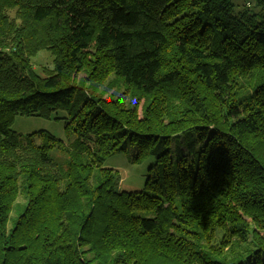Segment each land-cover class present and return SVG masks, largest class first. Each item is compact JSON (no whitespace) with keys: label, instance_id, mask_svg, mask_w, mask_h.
Returning a JSON list of instances; mask_svg holds the SVG:
<instances>
[{"label":"trees","instance_id":"trees-1","mask_svg":"<svg viewBox=\"0 0 264 264\" xmlns=\"http://www.w3.org/2000/svg\"><path fill=\"white\" fill-rule=\"evenodd\" d=\"M252 1L261 12L0 0V264H264V0ZM44 50L55 59L42 77L31 60ZM81 71L128 91H86ZM59 111L71 145L12 130ZM130 149L132 163L156 159L139 192L104 166Z\"/></svg>","mask_w":264,"mask_h":264},{"label":"rangeland","instance_id":"rangeland-1","mask_svg":"<svg viewBox=\"0 0 264 264\" xmlns=\"http://www.w3.org/2000/svg\"><path fill=\"white\" fill-rule=\"evenodd\" d=\"M238 9L252 10L255 13L261 12V8L256 7L252 0H234ZM54 56L47 50L39 51L32 58L33 69L40 76H45V72L54 69ZM92 77L89 76L88 71L77 72L73 76V82L77 87L84 88L86 91L99 94L104 98L114 96L115 98L120 96L123 92L128 90L124 85L117 81L113 73H107L102 80L94 82ZM127 97V96H125ZM129 99V98H128ZM143 103L140 104V114L142 115L141 107ZM68 121V114L64 111H59L55 113L51 119H45L37 116H16L13 124L12 130L22 137H26L29 134L44 132L48 133L58 140H61L66 145H71L73 141L77 139V135L73 132H66V124ZM40 142V139H37ZM181 147L183 150L187 149V143L182 138L174 139L172 143V153L171 159L175 161L176 152L175 147ZM54 157L58 159L62 154L60 150H55ZM133 150L128 152L112 155L109 157L104 166L106 168H113L118 170L121 175L120 189L127 192H139L141 191L147 181L148 175L154 173L152 168L156 164V159L154 157H148L141 163H132ZM17 218L16 211L11 214V220L9 222V228L11 229L14 225V221Z\"/></svg>","mask_w":264,"mask_h":264}]
</instances>
